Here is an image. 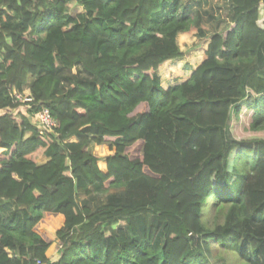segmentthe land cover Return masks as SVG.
<instances>
[{"label": "trees", "instance_id": "1", "mask_svg": "<svg viewBox=\"0 0 264 264\" xmlns=\"http://www.w3.org/2000/svg\"><path fill=\"white\" fill-rule=\"evenodd\" d=\"M229 1L233 26L165 88L179 32L203 29L182 0H0V264H213L214 243L264 264V137L229 133L244 109L264 130V0Z\"/></svg>", "mask_w": 264, "mask_h": 264}, {"label": "rangeland", "instance_id": "2", "mask_svg": "<svg viewBox=\"0 0 264 264\" xmlns=\"http://www.w3.org/2000/svg\"><path fill=\"white\" fill-rule=\"evenodd\" d=\"M231 8L232 5L229 0H182L180 12L192 13L201 12L203 15V29L193 28L190 31H182L178 34V44L181 51L185 54L183 58L176 59L170 62L164 63L160 69V76L163 85L167 88L170 85H174L178 82L188 79L192 72L202 63L205 59L207 46L209 43L210 34L216 31H226L232 25L231 21ZM71 11L75 12L77 6L75 4L70 5ZM259 24L264 27V4L261 7V15ZM250 118L245 113V109L239 114L238 118H234L229 124L234 137L236 138H253L264 137V130L254 131L250 127ZM91 150L98 153L94 144H91ZM100 156V155H99ZM41 159V161H43ZM232 171L234 168L231 169ZM239 177H234L233 181ZM125 195V189L112 188L105 192H95L93 195L86 197L84 202L88 203L93 209L109 202L113 198H123ZM219 201H215L213 198L208 197L205 210L208 212V218L214 223V215L217 212L216 204ZM220 222H223L224 218H219ZM51 233H54V229L49 228ZM214 248L213 264H246L247 259L239 256L232 250H224L217 244L212 245ZM220 256L226 258L227 262H224V258L220 259Z\"/></svg>", "mask_w": 264, "mask_h": 264}, {"label": "built area", "instance_id": "3", "mask_svg": "<svg viewBox=\"0 0 264 264\" xmlns=\"http://www.w3.org/2000/svg\"><path fill=\"white\" fill-rule=\"evenodd\" d=\"M14 97L16 102H22L31 107L32 98L25 97L20 93L15 94ZM33 122L41 134L53 132L58 126L57 118L52 114L51 110L48 107H44L36 111L33 114ZM34 264H41V261L36 260Z\"/></svg>", "mask_w": 264, "mask_h": 264}, {"label": "crops", "instance_id": "4", "mask_svg": "<svg viewBox=\"0 0 264 264\" xmlns=\"http://www.w3.org/2000/svg\"><path fill=\"white\" fill-rule=\"evenodd\" d=\"M209 39V38H208ZM208 47V46H207ZM205 57H206V54H205ZM183 58V57H181ZM180 59V58H178ZM173 60H176V59H173ZM173 60H169L167 62H170V61H173ZM166 63V62H165ZM162 67V66H161ZM161 69V68H160ZM160 69H159V75H160ZM164 86V85H163ZM165 87V86H164ZM169 87V86H168ZM167 87V88H168ZM166 88V87H165ZM96 150L98 151L97 154L100 155L101 159H100V162H99V166L100 168L103 170V171H106L107 170V162H106V157L111 153V150L109 149L108 146L106 145H103V146H100V145H96Z\"/></svg>", "mask_w": 264, "mask_h": 264}]
</instances>
